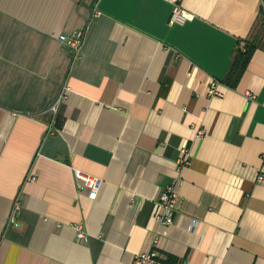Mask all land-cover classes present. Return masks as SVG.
<instances>
[{
    "label": "crops",
    "instance_id": "crops-1",
    "mask_svg": "<svg viewBox=\"0 0 264 264\" xmlns=\"http://www.w3.org/2000/svg\"><path fill=\"white\" fill-rule=\"evenodd\" d=\"M182 5L195 19L170 25L169 0H0V264H264V0Z\"/></svg>",
    "mask_w": 264,
    "mask_h": 264
},
{
    "label": "built area",
    "instance_id": "built-area-1",
    "mask_svg": "<svg viewBox=\"0 0 264 264\" xmlns=\"http://www.w3.org/2000/svg\"><path fill=\"white\" fill-rule=\"evenodd\" d=\"M169 2L173 5V11L170 17V25H183L189 21H193L195 19V14L182 5V0H169ZM63 43L65 46L70 48L74 53V58H80L82 53L85 41H86V31L79 30L75 31L70 35H67L63 38ZM240 47L245 46V42H241L239 44ZM219 81H212L207 96L209 97H223L224 93L219 88ZM63 95L57 100V102L49 109L50 113L56 115L58 111V106L63 99ZM205 134L204 130H199L198 136H202ZM190 156L188 154V150L186 148L182 149V157L179 160V168L183 167L190 163ZM76 177L79 180L78 186L91 188L94 192H98L103 184V180L101 178L92 176L90 174L84 172H76ZM259 182H264V176L261 175L258 178ZM178 203V192H177V181L173 182L169 185L161 194L160 200L158 201V205L162 208V212L157 216L158 220L161 224L170 225L174 221L176 206ZM19 203L17 202L15 205L14 212L11 216V222H15V217L19 213ZM76 238L78 241L87 242L89 237L88 234L82 229L81 226L76 225ZM155 240L154 242H156ZM134 264H160V260L158 258L157 252L152 250L147 253L138 254L135 256Z\"/></svg>",
    "mask_w": 264,
    "mask_h": 264
},
{
    "label": "trees",
    "instance_id": "trees-1",
    "mask_svg": "<svg viewBox=\"0 0 264 264\" xmlns=\"http://www.w3.org/2000/svg\"><path fill=\"white\" fill-rule=\"evenodd\" d=\"M255 49L256 45L253 42H246L244 47H239L234 57L230 73L223 81L224 84L230 87H234L238 84L250 60L252 59Z\"/></svg>",
    "mask_w": 264,
    "mask_h": 264
}]
</instances>
